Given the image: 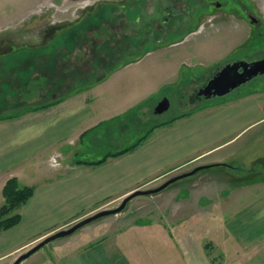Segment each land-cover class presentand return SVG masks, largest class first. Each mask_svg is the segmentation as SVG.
<instances>
[{
  "label": "rangeland",
  "instance_id": "1",
  "mask_svg": "<svg viewBox=\"0 0 264 264\" xmlns=\"http://www.w3.org/2000/svg\"><path fill=\"white\" fill-rule=\"evenodd\" d=\"M165 9L170 16L162 18L159 12ZM248 15L254 16L260 23H252ZM33 19L35 22H32ZM47 26L55 28L47 29ZM39 27L42 28L39 30ZM2 41H5L4 46ZM171 42L175 44H169ZM136 45L140 48H133ZM188 47L185 59L181 61L182 69L174 64L169 73L165 61L173 52ZM0 48V58L5 56L16 61H28L32 66L27 73L29 69H23L24 64H20L19 68L23 69L20 76L24 82L19 80L21 83L18 86V81L12 82L17 78L14 69L11 68L8 73L5 70L4 78L10 83L13 95L10 96L9 92L5 97L0 91L4 95L0 100L8 101H5L0 116L7 114L3 113L6 109L15 113L28 105L59 98L92 84L87 83L93 79L96 84L103 78L100 76L114 71L147 75L146 83L158 88L138 104L146 103L147 107L142 105L138 108L141 116L137 122L130 129L119 131L115 140L117 144L128 136L126 142L131 140L128 147L138 142L154 123L187 116L209 103L206 98L193 102L190 97L197 85L207 82L203 80L204 76L209 77L215 68L238 59L264 57V0H0ZM162 49L160 57L158 51ZM1 65L0 62V71ZM189 73L191 76L187 77ZM247 92L259 95L264 106V74L232 91L225 99ZM162 97H167L169 107L162 113H154V106ZM2 104L3 101L0 106ZM262 120L241 137L238 136L229 150L212 156L241 150L240 158L246 161L228 162L232 169L220 166L213 171L214 175L202 172V169L193 174L199 175L196 178L178 179L165 190L136 196L138 198L129 200L118 214L106 215L83 225L74 234L55 240L52 246L45 245L19 264H36L45 250L64 248L66 253L69 248L65 245H83L80 239L90 243L103 227L110 230L136 218L139 222H143L141 219L149 222L160 218L174 231L182 229L183 226L177 224V220H181L187 234L196 231L195 238L203 250V258L210 264H264V239L260 235L255 239L249 238L252 231L249 230L247 240L239 241L246 228L237 233L239 226L235 222L233 228L238 240H234L223 223V220L233 215L236 217L241 212L237 209H245L264 198V118ZM151 132L130 150L139 146ZM106 141L112 143L110 139ZM97 144L85 142L84 152L94 158L112 147ZM107 150L102 158L112 156H106L112 153ZM249 153L251 155L248 156ZM61 159L62 155L55 153L49 157L48 163L59 167ZM195 163L173 172L170 177L205 165L195 166ZM17 184L20 187L29 186L20 184L18 179ZM120 203L101 209L114 208ZM227 204L236 208H226ZM21 205L5 217L11 213L19 215V223ZM18 223L4 230L13 229ZM55 231H50L48 235ZM227 233L229 239L226 238ZM15 257L5 258V264H10Z\"/></svg>",
  "mask_w": 264,
  "mask_h": 264
},
{
  "label": "crops",
  "instance_id": "2",
  "mask_svg": "<svg viewBox=\"0 0 264 264\" xmlns=\"http://www.w3.org/2000/svg\"><path fill=\"white\" fill-rule=\"evenodd\" d=\"M138 46L133 48L139 49ZM188 49L173 52L165 61L169 73L174 64L182 69L181 61ZM158 54L161 57L163 49ZM0 62V91L6 97L12 88L4 78L5 70L8 73L11 68L14 69L17 78L12 82L18 81V86L22 79L21 71L27 67L29 70L26 72L30 73L32 66L28 61H16L5 56L0 58ZM22 63L24 67L20 69ZM120 71L100 76L103 78L96 84L93 79L87 83L92 84L83 88L44 103L28 105L15 113L5 108L3 113L7 114L0 116L14 115L0 118V206L5 203L2 193L9 178L17 177L20 184L33 187L32 196L21 205V221L15 228L0 232V264H5V258L25 251L50 231L64 229L97 209L117 204L135 190L153 188V185L165 181L170 174L191 163L197 162L193 164L195 166L201 163L211 165L202 172L214 175L217 167L232 169L228 162L246 161L240 158L241 150L212 156L229 150L238 136L263 121V101L259 95L254 96L250 92L228 99H209V103L201 109L157 126L132 150L109 156L102 162L83 163L99 161L107 150L91 158L83 150L87 141L98 143L97 146L112 145L108 147L109 152L126 147L131 140L126 142L127 136L116 144L118 132L130 129L137 122L141 116L138 108L142 105L147 107L146 103L138 104L158 88L146 83L147 75L121 74ZM166 80L169 81V78ZM11 93L10 96L13 95ZM3 96L0 94V97ZM1 101L0 113L5 101L8 102L6 99ZM160 122L165 121L157 123ZM55 153L62 155L59 167L48 163L49 157ZM243 153L245 156V151ZM228 206L226 208H236ZM237 210L241 212L236 217L233 215L223 220L232 238L238 240L233 228L236 222L239 226L237 233L246 228L239 241L247 240L249 230H252L249 238L255 239L260 235L264 239V228H261L264 223V198ZM141 220L143 222L136 218L110 230L103 227L90 243L80 239L83 245L78 242L77 246L65 245L69 248L66 253L64 248L45 250L36 264H210L203 258V250L195 238L196 231L192 233L194 236L187 234L181 220H177V224L183 227L176 231L160 218L149 222ZM230 235L227 233L226 238L229 239Z\"/></svg>",
  "mask_w": 264,
  "mask_h": 264
},
{
  "label": "water",
  "instance_id": "3",
  "mask_svg": "<svg viewBox=\"0 0 264 264\" xmlns=\"http://www.w3.org/2000/svg\"><path fill=\"white\" fill-rule=\"evenodd\" d=\"M252 20L250 21L252 22L255 21V19ZM263 74H264V57L255 60L238 59L232 62H228L217 69V71L201 87V89L198 91V94L203 95L206 99L224 97L227 94H229L231 91L239 88L240 86L246 84L252 79L257 78ZM168 107H169V100L167 99V97H162L161 100L158 101L154 106L153 111L154 113L159 114L167 110ZM208 167H211V165H199L193 168L191 171L178 174L174 177H170L169 179L164 181L161 185L155 188L135 190L126 197H124L120 205L114 208L101 209L96 213L77 221L70 227L59 230L45 237L43 240L35 244L28 251L19 255L12 264H18L23 259L27 258L33 252L37 251L39 248L43 247L45 244L49 243L50 241L70 235L85 224H88L100 217L116 214L120 212L125 207L126 203L134 196L157 193L163 190L164 188H166L169 184L173 183L174 181L191 176L197 171Z\"/></svg>",
  "mask_w": 264,
  "mask_h": 264
},
{
  "label": "trees",
  "instance_id": "4",
  "mask_svg": "<svg viewBox=\"0 0 264 264\" xmlns=\"http://www.w3.org/2000/svg\"><path fill=\"white\" fill-rule=\"evenodd\" d=\"M10 116H14V115H7V116L0 117V118H6V117H10ZM173 119L174 118H172L170 120H173ZM166 122H168V121L161 122V123H155L148 130L147 133H145L144 135L141 136V138L138 139V142L140 140H142V138H144L149 132H151V129H153L156 126H159L160 124L166 123ZM138 142H136V143L124 148V149H121L119 151L109 153L106 156H109V155L113 156V155H118V154L124 153L125 151L130 150ZM104 160H105V158H101L99 161H82V162L83 163H98V162H102ZM32 194H33V189L30 186L20 187V185L17 184V179L15 177H11L6 181V183L3 187V195L5 197V203L2 206H0V231L7 229L10 226L18 223L19 215H16V214L11 215L12 213L10 215H8L7 217H5V215L9 214L10 211L17 208L19 205L25 203Z\"/></svg>",
  "mask_w": 264,
  "mask_h": 264
},
{
  "label": "flooded vegetation",
  "instance_id": "5",
  "mask_svg": "<svg viewBox=\"0 0 264 264\" xmlns=\"http://www.w3.org/2000/svg\"><path fill=\"white\" fill-rule=\"evenodd\" d=\"M135 1V0H134ZM137 1V0H136ZM144 0H141V2H143ZM171 5H173V4H171ZM218 5V4H217ZM159 14L162 16V18H165L166 16H170L169 15V13L168 12H166V9L165 10H162L161 12H159ZM248 18H249V20H252V19H255V21L254 22H252V23H260V21L258 20V19H256L254 16H252V15H248ZM32 22H35V20L33 19L32 20ZM41 22V21H40ZM162 22H163V20H162ZM138 26V25H137ZM139 27V26H138ZM148 27H152V25L151 26H148ZM42 27H39V30L41 29ZM47 29H52V28H55V27H50V26H47L46 27ZM46 30V29H45ZM138 30V29H137ZM149 31H151V32H154V31H152V30H150V29H148ZM40 34L42 33V32H40V31H38ZM155 33V32H154ZM2 45L4 46L5 45V41L3 42L2 41ZM221 67V65L219 66V67H217V68H215L214 69V71H212V73L210 74V76L209 77H211L216 71H217V69L218 68H220ZM209 77H204L203 78V80H206L207 81V79L209 78ZM204 85V83H202V84H199V85H197L196 86V90H195V93H193V95H191V97H190V100H191V98L193 99V102H196L197 100H199V99H201V98H205L203 95H200V94H198V91L201 89V87ZM242 86H240L239 88H237V89H235V90H239L240 88H241ZM192 101V100H191Z\"/></svg>",
  "mask_w": 264,
  "mask_h": 264
}]
</instances>
